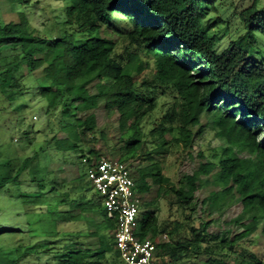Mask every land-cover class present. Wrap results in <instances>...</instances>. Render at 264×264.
<instances>
[{
	"label": "trees",
	"instance_id": "1",
	"mask_svg": "<svg viewBox=\"0 0 264 264\" xmlns=\"http://www.w3.org/2000/svg\"><path fill=\"white\" fill-rule=\"evenodd\" d=\"M13 1L21 6L30 2ZM56 1L67 2L60 24L68 30L58 37L40 35L23 13L17 21L0 23V54L10 50L20 56L12 66L0 67L1 91L22 77H11L22 63L33 72L40 57L38 93L49 109L71 118L63 120L66 137L53 139L56 149L72 151L80 163L86 158L87 167L99 154L89 149L88 156L79 155L78 144L82 135L94 133L96 116L75 117L69 106L96 109L102 104L117 112L121 135L127 136L119 159L130 169L134 160L142 162L131 170L135 190L140 196L156 193L138 219L139 236L155 243L156 256L166 264H264V257L243 246L254 233L264 235V6L260 0ZM112 15L127 28L112 23ZM232 18L242 33L223 44ZM102 30H111L117 40L104 37ZM91 86L94 93L89 92ZM160 96L167 101L160 104ZM154 112L160 115L148 121ZM202 116L225 145L209 159L198 153L203 160L197 169L175 184L156 158L167 155L171 147L192 149L194 138L204 130ZM146 122L151 128L145 133ZM147 140L153 147L143 151ZM37 158L34 153L13 175L0 179V189L19 183ZM201 177H210L219 188L202 199L204 217L196 216L194 195ZM233 194L242 208L229 222L241 231L234 235L209 231L213 223L209 217L222 213ZM168 195L174 197L181 217L159 222L156 202ZM85 212L81 208L67 213L63 221L80 219L88 215ZM104 217L112 224L96 225L94 248L85 244L88 235L79 242L65 233L67 242L59 248L55 263L123 264L111 235L114 221ZM201 257H205L202 263Z\"/></svg>",
	"mask_w": 264,
	"mask_h": 264
},
{
	"label": "rangeland",
	"instance_id": "2",
	"mask_svg": "<svg viewBox=\"0 0 264 264\" xmlns=\"http://www.w3.org/2000/svg\"><path fill=\"white\" fill-rule=\"evenodd\" d=\"M66 5L67 2L56 0H30L28 4L21 6L13 0H0V23L17 21L19 13H23L31 27L40 35L58 37L68 30L60 24ZM260 5L264 6V0H260ZM111 22L120 28H127L123 21L113 18V15ZM222 30L221 27V33ZM241 33L237 19L232 18L228 34L223 36L222 43L226 44V39ZM102 35L117 40V35L111 30H102ZM121 47L122 45L119 51ZM17 53L3 50L0 54L1 69L12 66L15 58H20ZM40 63L39 57L35 63L37 68L33 72L26 63H22L19 72L11 75L12 78L19 77L20 74L22 77L15 84L12 80L13 85H8L6 92L0 89V179L13 175L24 159L34 153L38 154L35 162L22 173L19 183L0 189V230L9 231L0 233V264L15 260V264H56V255L61 252L59 248L63 247L64 241L67 242L65 233L72 234L79 242H82L83 235H88L85 236V244L94 248L96 237L92 234L93 229L96 225L105 227L112 224L104 217L106 213L102 208L101 197L90 185L86 164L80 163L81 158H77L73 152L63 154L56 149L53 139L66 137L65 129H62L63 120L70 121L71 118H65L58 109H49L47 101L38 93L37 76L40 74ZM9 77L8 74L5 80ZM89 92L94 93L95 87H89ZM158 101L162 104L167 98L160 96ZM69 111L75 117L83 118L89 113L96 116L94 133L81 136L82 141L78 144L79 155L88 156L89 149H93L98 156L112 159L123 157V141L127 136L121 135L116 111H107L102 104L96 109L84 104H74L69 106ZM164 111L165 109L162 110ZM151 115L148 121L158 117L160 112ZM209 123V119L202 116L204 130L194 138L192 149L185 152L178 147H171L167 155L156 158L160 160L163 172L173 183L177 184L182 175L191 174L197 169L203 160L198 153L209 159L225 145L223 140L215 138ZM149 128L150 123H144L145 133ZM196 130L197 127L193 129L194 132ZM167 138L169 139L168 136ZM150 141L147 140L143 151L153 147ZM134 162L132 171L137 165H143L139 160ZM218 189L210 177H201V184L194 194L196 216H205L201 211L206 206L201 201ZM155 195L153 190L148 195L140 196L138 219L143 218L149 208L146 203L156 199ZM81 202L84 203L83 206H80ZM156 207L159 222L181 217L172 195L157 199ZM81 208L88 215L63 221L67 213H76ZM241 208L237 195L229 196L223 212H213L209 217L213 220L209 231H230L231 235L239 233L241 228L231 225L229 221L240 213ZM111 235L113 236V232ZM243 246L264 257V235L259 231L244 240ZM23 254L27 255L22 256ZM204 260L205 257H201L198 262L202 263Z\"/></svg>",
	"mask_w": 264,
	"mask_h": 264
},
{
	"label": "built area",
	"instance_id": "3",
	"mask_svg": "<svg viewBox=\"0 0 264 264\" xmlns=\"http://www.w3.org/2000/svg\"><path fill=\"white\" fill-rule=\"evenodd\" d=\"M87 163L86 158L82 160ZM91 187L102 199V208L113 219L114 248L123 264H166L156 256L155 243L140 238V195L128 164L119 158L99 156L87 168Z\"/></svg>",
	"mask_w": 264,
	"mask_h": 264
},
{
	"label": "crops",
	"instance_id": "4",
	"mask_svg": "<svg viewBox=\"0 0 264 264\" xmlns=\"http://www.w3.org/2000/svg\"><path fill=\"white\" fill-rule=\"evenodd\" d=\"M66 152H69V151H66ZM70 152H72V151H70ZM63 154H64V152H63ZM84 163V162H83ZM84 164H86V163H84ZM88 168V167H87Z\"/></svg>",
	"mask_w": 264,
	"mask_h": 264
}]
</instances>
